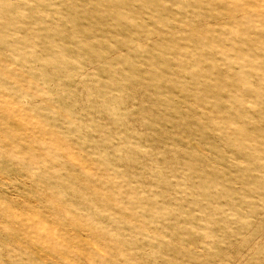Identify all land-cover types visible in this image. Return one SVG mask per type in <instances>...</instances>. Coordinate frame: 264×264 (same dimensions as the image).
Wrapping results in <instances>:
<instances>
[{"label":"rangeland","instance_id":"374dc122","mask_svg":"<svg viewBox=\"0 0 264 264\" xmlns=\"http://www.w3.org/2000/svg\"><path fill=\"white\" fill-rule=\"evenodd\" d=\"M0 264H264V0H0Z\"/></svg>","mask_w":264,"mask_h":264}]
</instances>
